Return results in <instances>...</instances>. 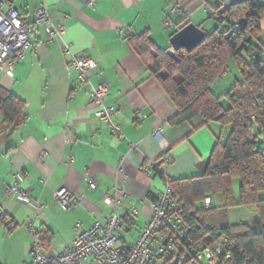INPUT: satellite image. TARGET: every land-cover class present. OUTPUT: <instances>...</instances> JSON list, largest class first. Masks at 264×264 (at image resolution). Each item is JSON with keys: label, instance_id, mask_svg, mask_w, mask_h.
I'll list each match as a JSON object with an SVG mask.
<instances>
[{"label": "crops", "instance_id": "crops-1", "mask_svg": "<svg viewBox=\"0 0 264 264\" xmlns=\"http://www.w3.org/2000/svg\"><path fill=\"white\" fill-rule=\"evenodd\" d=\"M87 1L46 0L50 21L63 34L45 45V27H35L32 49L14 65L12 76L0 70V86L24 101L26 115L20 127L5 131L0 116V264L30 261V222L41 234L44 253L59 255L70 246L75 224L87 230L110 216L102 198L115 185L123 223L118 245L131 244L151 216L152 199L163 189L153 167L169 180L193 177L227 132L212 123L199 127V119L172 125L176 109L130 39L146 34L156 47L166 49L184 24L210 32L215 23L208 10L244 0H93L91 7ZM179 1L186 15L171 13ZM3 3V12L14 7L32 25L41 0ZM259 30L264 44V15ZM65 45L75 56L96 63L90 82L109 86L104 102L115 109L113 122L122 137L94 117L88 88L77 85L71 58L62 52ZM237 78L231 61L226 75L211 86L212 93L222 95ZM147 168L151 174L145 173ZM14 177L33 205L5 196ZM88 180L95 182L94 191L88 190ZM61 188L79 196L81 203L63 211L53 198ZM34 204L42 206L40 214Z\"/></svg>", "mask_w": 264, "mask_h": 264}, {"label": "trees", "instance_id": "trees-1", "mask_svg": "<svg viewBox=\"0 0 264 264\" xmlns=\"http://www.w3.org/2000/svg\"><path fill=\"white\" fill-rule=\"evenodd\" d=\"M263 15L262 0H244L213 9L209 18L215 23L214 29L204 32V39L196 48L178 54L170 47H156L146 34L130 39L136 54L176 109L172 125L199 119V127L212 123L227 129L224 141H217L199 173L190 178L168 179L177 211L187 226L186 236L192 242H201L204 248L223 249L214 264H264V44L259 30ZM241 20L245 22L244 29ZM22 21L32 34L37 26ZM232 23L239 27L222 28L223 24ZM231 61L236 65L238 78L225 93L216 96L211 86L226 75ZM71 62L72 58L70 67ZM160 73L165 74V79ZM24 108L23 100L0 86L2 130L20 127L26 119ZM153 170L164 178L158 166ZM205 199L210 200L208 207H204ZM155 200L156 197L152 202ZM217 202L224 210L251 207L255 219L224 224ZM0 219L4 220L1 216ZM180 246L190 256L178 264L208 263L196 260V254L203 249L190 250L186 242ZM165 261L172 264L169 259Z\"/></svg>", "mask_w": 264, "mask_h": 264}, {"label": "built area", "instance_id": "built-area-1", "mask_svg": "<svg viewBox=\"0 0 264 264\" xmlns=\"http://www.w3.org/2000/svg\"><path fill=\"white\" fill-rule=\"evenodd\" d=\"M264 3V0H262ZM88 6H93V0L87 1ZM183 2L179 1L171 6L172 14L186 15ZM4 3L0 0V70H5L8 76H12L15 63L22 62L32 48L30 28L23 23L20 12L9 7L5 12L1 9ZM206 9V8H205ZM212 14L211 10H208ZM34 25L45 27L46 40L49 44L53 39L63 34V28L54 27L47 13L46 0H41L34 13ZM168 24V20L166 22ZM236 23L224 25V30L237 29ZM63 53L71 56V67L75 71V79L80 86H87L94 107V117L106 123L110 133L122 137L121 128L113 122L115 109L105 105V98L109 92V86L105 83L93 86L90 83V74L96 70L97 65L93 60L75 56L69 45H65ZM41 157V161H43ZM71 162V158L68 159ZM146 174L152 173V168L145 170ZM163 189L151 203V216L134 242L129 245L119 246L122 220L118 215L119 199L118 188L115 185L111 193L102 198V203L110 209V216L103 222H95L87 230L77 223L73 228V239L70 246L65 247L59 255L48 256L44 253L41 234L34 228L33 223H27L26 228L31 238L29 248V262L22 264H166L169 259L172 264H178L183 257L190 256L189 252L180 249V245L186 242L190 250L203 249L196 255L197 261H208L214 264L223 249L215 250L202 247L201 242H192L186 236V224L182 215L177 211L174 196L169 187L168 179L163 178ZM44 184V183H43ZM87 188L94 191L96 188L93 180L87 181ZM5 196L21 205H33L20 183L14 177L10 185L5 189ZM54 201L63 211H70L81 203V198L61 188L54 192ZM210 205V200H204V207ZM37 214L41 213L42 206L34 204ZM180 249V250H179ZM194 259L190 257L189 261ZM189 262V263H190ZM168 264V263H167Z\"/></svg>", "mask_w": 264, "mask_h": 264}, {"label": "water", "instance_id": "water-1", "mask_svg": "<svg viewBox=\"0 0 264 264\" xmlns=\"http://www.w3.org/2000/svg\"><path fill=\"white\" fill-rule=\"evenodd\" d=\"M240 25L242 29L245 27V22L241 20ZM205 33L193 24H188L180 28L169 40V47L173 53L181 51H191L196 48L204 39ZM159 76L165 79V74L160 73ZM262 144V142H259Z\"/></svg>", "mask_w": 264, "mask_h": 264}, {"label": "rangeland", "instance_id": "rangeland-1", "mask_svg": "<svg viewBox=\"0 0 264 264\" xmlns=\"http://www.w3.org/2000/svg\"><path fill=\"white\" fill-rule=\"evenodd\" d=\"M176 54H178V53H176ZM221 81H223V80H221ZM237 183L235 182V184H234L235 192L237 191ZM217 206L220 209L219 210L220 220L224 224L233 225L235 222H237V224L238 223H249V222H252V220L254 221V219H255L254 218L255 215H254V213H252L254 211V209L251 207L236 208L233 210H224L221 207L220 202H217ZM127 236L128 235L125 233V231H122V239L127 240Z\"/></svg>", "mask_w": 264, "mask_h": 264}]
</instances>
